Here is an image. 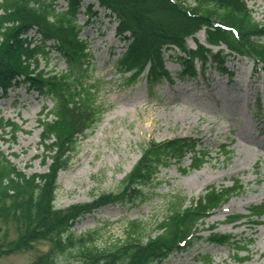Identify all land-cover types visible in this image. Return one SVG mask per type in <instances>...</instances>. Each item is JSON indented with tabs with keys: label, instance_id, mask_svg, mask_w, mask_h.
I'll return each mask as SVG.
<instances>
[{
	"label": "trees",
	"instance_id": "trees-1",
	"mask_svg": "<svg viewBox=\"0 0 264 264\" xmlns=\"http://www.w3.org/2000/svg\"><path fill=\"white\" fill-rule=\"evenodd\" d=\"M59 1L0 0V96L26 85L52 101V107H43L39 119L41 144L51 153L46 171L26 173L10 160L0 144V257L31 250L37 243L48 241L51 249L29 264H55L58 256L66 254L77 257L80 264H154L201 239L213 246H231L239 262L250 260L249 255L239 256L249 242L232 233L216 231L214 224L207 236L197 235L200 225L215 209L243 190L239 179L227 187L212 184L195 199L189 200L182 193L171 196L165 216L149 232L146 222L131 219L124 236L105 246L98 244V230L79 235L72 231L85 213L109 203L135 201L162 168L189 157V167L200 169L208 152L192 136L151 139L122 179L119 191L102 193L90 203L56 206L58 174L77 152L80 137H85L108 110L99 103L101 84L88 79L93 56L78 22L83 0H64L65 9L60 8ZM98 2L116 18L117 34L126 42L115 68L127 86L145 76L153 90L163 81L173 83L175 77H205L208 67L233 77L228 66L230 58L247 57L264 71V23L255 19L245 0ZM201 30H205V41L196 39V47H190L189 38ZM53 51L66 61L65 71L41 67L43 61L50 62ZM166 51L173 52L171 58L180 66L174 74L167 68ZM7 128L13 138L21 129L0 113V143ZM229 152L223 148L224 154ZM246 217L263 223L264 202L251 206L248 216L234 213L227 215L226 221L237 226ZM199 257L202 264H214L210 254L200 253Z\"/></svg>",
	"mask_w": 264,
	"mask_h": 264
},
{
	"label": "rangeland",
	"instance_id": "rangeland-1",
	"mask_svg": "<svg viewBox=\"0 0 264 264\" xmlns=\"http://www.w3.org/2000/svg\"><path fill=\"white\" fill-rule=\"evenodd\" d=\"M245 1L255 19L264 23V0ZM59 4L60 8L67 7L64 0ZM82 5L78 19L83 29L81 36L89 42L93 56L88 79L101 84L99 103L108 110L85 137H80L77 152L68 167L58 174L56 206L90 203L102 193L119 191L122 179L151 139L192 136L201 142L208 157L200 169L189 167V157L180 164L162 168L135 201L109 203L85 213L72 231L79 235L98 230V244L105 246L124 236L131 219L146 222L149 232L165 216L171 196L182 193L189 200L195 199L212 184L227 187L239 179L243 190L206 219L197 235L207 236L214 224L216 231L232 233L249 242L239 256L249 255L250 260L239 262L231 246H213L199 239L154 264H202L200 253L210 254L214 264H264V223L253 222L254 217L244 218L237 226L226 221L227 215L234 213L248 216L252 205L264 202V147L256 145V142L264 145V71L248 58H232L228 62L234 71L231 78L208 67L205 78L176 77L173 84L163 81L151 90L143 77L127 86L115 68L117 57L126 49V42L117 35L118 21L100 7L98 0H83ZM196 39L204 42L205 31L189 38L191 47H196ZM171 54L172 51H166L165 58L167 68L174 73L180 66ZM41 67L62 72L67 63L53 51L50 62L43 61ZM46 105L52 107L51 99L39 96L26 85H18L6 96H0L1 116L21 127L16 138L7 128L1 149L28 174L44 172L48 167L46 162L51 153L41 144L39 126L40 113ZM248 146L251 152L245 150ZM223 148L230 150L228 155ZM51 247L50 242L41 241L31 250L0 257V264H29ZM55 264H80V261L66 254L58 256Z\"/></svg>",
	"mask_w": 264,
	"mask_h": 264
},
{
	"label": "bare ground",
	"instance_id": "bare-ground-1",
	"mask_svg": "<svg viewBox=\"0 0 264 264\" xmlns=\"http://www.w3.org/2000/svg\"><path fill=\"white\" fill-rule=\"evenodd\" d=\"M84 2H86V0H84ZM256 145L258 146V147H264V145H262L261 143H259V142H256ZM247 149H248V151L249 152H251L252 151V149H251V147L250 146H248V147H246L245 148V150L247 151Z\"/></svg>",
	"mask_w": 264,
	"mask_h": 264
}]
</instances>
